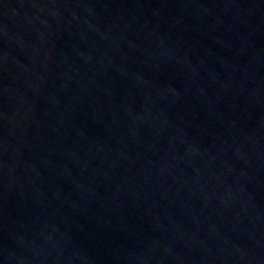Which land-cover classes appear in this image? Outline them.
<instances>
[{
  "label": "water",
  "instance_id": "obj_1",
  "mask_svg": "<svg viewBox=\"0 0 264 264\" xmlns=\"http://www.w3.org/2000/svg\"><path fill=\"white\" fill-rule=\"evenodd\" d=\"M0 264H264V0H0Z\"/></svg>",
  "mask_w": 264,
  "mask_h": 264
}]
</instances>
